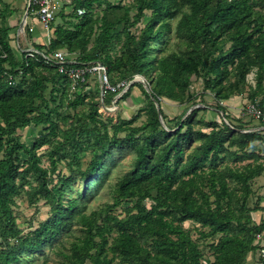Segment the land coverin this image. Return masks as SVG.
Wrapping results in <instances>:
<instances>
[{
    "label": "trees",
    "instance_id": "trees-1",
    "mask_svg": "<svg viewBox=\"0 0 264 264\" xmlns=\"http://www.w3.org/2000/svg\"><path fill=\"white\" fill-rule=\"evenodd\" d=\"M74 1L87 19L69 27L51 26L49 41L34 44L38 52L27 58L20 50L17 58L10 44L5 20L13 10L0 9V264H14L22 254L51 243L73 220L83 232L68 252H61L62 264H244L258 249L255 234L264 230V215L260 221L252 218L254 212L264 213L263 197H256L253 206L246 203L252 194L250 182L264 171V125L237 126L218 104L216 109L224 112L227 122L196 118L206 106H194L197 102L189 89L193 77L200 78L203 90L212 92L217 102L246 92L250 102L264 108V0H180L188 6L180 10L175 27L187 43L182 51L168 50L165 36L170 29L165 17H173L176 0H137L131 24L146 9L166 20L155 27L158 18L151 17L137 39L116 27L127 18V9L91 39L94 22L86 9L93 0ZM123 34L120 53H112ZM226 40L230 44L225 49ZM57 49L76 54L80 63L99 60L111 83L147 75L149 90L142 91L147 102L145 121L133 124L138 113L116 122L102 119L99 89L98 100L85 101L84 93L70 92V80L60 74L58 65L45 61L42 54L50 57ZM250 72L253 84L246 80ZM30 74L33 79L25 85ZM80 85L82 91L85 82ZM113 95L104 96V105L111 104ZM164 97L187 104L176 126H166L160 106ZM57 100L62 102L49 105ZM80 104H88L89 110H67ZM25 126H41L31 144L22 141L18 132ZM47 143L55 146L47 150L49 166H43L38 149ZM87 151L86 168H77L84 190L66 198L76 181L73 167ZM125 151L133 152L134 158L118 182L115 200L105 204L103 212H85L83 199L103 186L116 156ZM236 151H247L252 161L242 169L216 166L222 155ZM66 157L68 175L57 172V162ZM21 191L30 204L44 200L51 212L29 235H22L13 215L12 205ZM128 197L135 200L122 216L110 211ZM146 199L151 200L149 206ZM186 220L207 229L202 237H216L209 244L210 259L203 258L183 226Z\"/></svg>",
    "mask_w": 264,
    "mask_h": 264
},
{
    "label": "rangeland",
    "instance_id": "rangeland-1",
    "mask_svg": "<svg viewBox=\"0 0 264 264\" xmlns=\"http://www.w3.org/2000/svg\"><path fill=\"white\" fill-rule=\"evenodd\" d=\"M137 0H93L90 5H88L86 11H90V20L94 22L91 39L100 31L101 26L105 25L106 23L112 22L117 18H121L124 16V11L127 9L128 13L126 15V19H124L123 23L116 25L117 28H124L129 36H132L134 39H137L141 29L144 27L145 23L151 17H157V22L155 27H157L162 21H168L170 23V29L165 31V36L168 40V50H186L187 43L184 39L180 38L175 31L176 24L181 17L180 10L187 9L188 6L186 4H180V0H176L177 7L174 10L173 17H165L163 15H159L154 13L150 9H146L144 16L140 18L139 21L134 22L131 24L132 16L136 13L135 2ZM215 1V0H213ZM55 2L54 6V18L52 22L49 23L48 27H44L46 32H49L52 29L51 26L55 25H64L66 27L71 26L72 23H77L83 19H87L83 16V9L81 11L78 10V5L75 3L74 0H53ZM28 5V0H0V9L7 8L9 10H13L14 12L20 11V15L17 17V21L13 24L14 27L11 31L10 36V44L16 54V57L19 58L21 56L20 51H23L22 48L27 46L29 42L31 44H46L47 41L41 38H33L30 37V31L23 32L22 30L18 29V24L21 22L23 14L25 13ZM260 8V7H256ZM264 12V6L262 8ZM8 15L7 17H9ZM33 14H29L27 16V20L29 18H34ZM6 17V18H7ZM82 18V19H81ZM1 23V18H0ZM11 29V28H10ZM126 37V34L121 36L119 41H115V49L112 53L116 52L117 54L120 53L121 45ZM230 42L228 40L225 41L224 48L226 49L229 46ZM64 50V49H63ZM66 51V50H65ZM253 72H250L246 76L247 83L253 84ZM113 76L119 77V73L114 72ZM136 76V80L133 81L136 84L129 89L128 95L119 97L117 99V95H114L113 98L116 97V101L109 105L100 106L101 103L99 102L98 105V112L102 119L111 118L113 122H116L118 119H129L134 114L138 113V117L134 121V125H140L142 122L145 121L147 117L146 112V100L142 93L143 90H149V78L147 75L141 74ZM33 79L32 74L26 75L24 78L25 85H29L30 81ZM80 86H76V92H81L86 95L85 101L91 100H98V89H99V82L96 76H89L85 81V85L83 90L80 91ZM190 92L194 95L193 99L197 102L196 105L199 106H206L205 110H200L196 114V118L203 117L207 120H224L227 122L226 119L223 118L224 112L219 111L216 109L217 104L222 106L227 114L228 119L233 124L237 126H241L243 128H253L255 126H261V123L256 120L251 113L249 112L247 106L251 103L249 99L246 97V92L243 94H236L231 96L229 101H216L214 99V95L212 92L203 90V84L200 78L192 79V83L190 86ZM72 98V94H71ZM112 98V99H113ZM58 102V103H57ZM62 100L59 102H50V106H56L57 104L61 103ZM223 102V103H222ZM227 103V104H226ZM66 106V101L63 100V104ZM160 106L164 113L166 114V126H176L177 118L181 115L183 109L187 106V104H181L177 101H173L167 98H161ZM63 108V106H62ZM69 111H79L82 113H86L89 110L88 104H80L76 107V110H72L68 108ZM264 110V108H263ZM189 111V110H188ZM187 111V112H188ZM223 113V116H222ZM54 120H59L54 117ZM60 122V121H58ZM61 123V122H60ZM197 128V125H195ZM64 126L63 128H65ZM21 140L31 144L33 138H35L40 132H42L41 126L36 128H32L31 126H25L24 128L20 129L19 131ZM111 132V131H110ZM124 133H119V136H123ZM263 142H264V130L262 133ZM55 143H47L43 145L38 152L41 156V164L43 166H49V159H48V152L47 150L53 148ZM233 150V149H231ZM247 152V151H245ZM245 152L236 151L234 155L231 153L222 155V158L216 162V166L218 168H231V169H242L246 164L252 161V158L247 157ZM24 157V156H23ZM90 158L89 151L85 152L80 156L79 159V166H75L76 168L75 173V182L71 184L70 190L66 193V198L72 197L76 195V191L80 190L83 192L84 182L80 180L81 174L77 171V168L81 171L86 168V164ZM134 153L131 151H125L121 155L116 156L115 164L111 167L109 175L107 176L103 186L98 190L94 191L89 199H83V203L85 205L84 211L89 213L92 210H96L98 212H103L105 210V204H111L115 199L114 196L116 194V188L118 186V182L120 178H122L123 174L127 172L133 162ZM67 160L68 157L62 158L57 162V172L60 174H69V169L67 168ZM252 187V194L247 200V205L253 206L256 201V197L260 196L263 197L262 201L260 202L261 205L264 206V171L262 174L256 178H254L251 182ZM29 184L26 185V188H29ZM15 203L12 205L13 215L15 217L16 223L22 229V235H29L41 222L46 220L51 212L49 209V205L44 202V200H39L37 203L30 204L27 200L25 192L21 191V193L15 197ZM134 198H122L120 203L117 206L111 208V212L113 214H118L122 216L124 214L125 208L130 206L134 202ZM151 200L146 199V205L149 206ZM264 213L262 212H254L252 214V218L254 220L259 221L260 218ZM183 226L189 230L192 238L198 243L199 248L203 252V258L210 259V248L209 244L216 239V237H202L201 232L206 231L205 227H202L200 224L192 221L186 220L183 222ZM83 232V227L76 223L74 220L71 223V226L68 229H64L60 232L59 236L55 238L51 243L44 244L39 250L34 253H24L20 256V259L15 262L14 264H62L63 257L60 255L61 252H68V248L70 243ZM114 235L112 232L109 237ZM257 263V254L256 252L253 254H249L248 259L245 261L244 264H256Z\"/></svg>",
    "mask_w": 264,
    "mask_h": 264
},
{
    "label": "built area",
    "instance_id": "built-area-1",
    "mask_svg": "<svg viewBox=\"0 0 264 264\" xmlns=\"http://www.w3.org/2000/svg\"><path fill=\"white\" fill-rule=\"evenodd\" d=\"M30 13L33 14L34 19L38 20L42 27H48L50 21L54 18V6L55 2L53 0H28ZM25 29L32 31V26H29L27 21L22 31L25 32ZM24 52V57H32L36 52H38L33 46L28 47ZM45 61L50 62L51 64L58 65V70L60 74L66 75L69 80L70 92L76 91V86L85 82L87 77L96 76L99 82V101L100 106H103V98L107 93H113L117 95V99L126 92L129 85L136 79L134 76L133 79L120 80L116 83H111L107 74L106 66L99 60H92L89 62L80 63L76 59V54H68L63 49H57L52 56H47L42 54ZM139 76V75H137ZM113 95V96H114ZM116 101V97L111 100V103ZM251 115L258 120L262 125H264V110L260 108L256 103H250L247 106ZM255 242L259 244L258 249L256 250L257 254V263L264 264V230L255 234Z\"/></svg>",
    "mask_w": 264,
    "mask_h": 264
},
{
    "label": "crops",
    "instance_id": "crops-1",
    "mask_svg": "<svg viewBox=\"0 0 264 264\" xmlns=\"http://www.w3.org/2000/svg\"><path fill=\"white\" fill-rule=\"evenodd\" d=\"M20 15V11H16V12H12L11 14H10V16L9 17H7L6 18V20H5V22H6V25L9 27V28H11V29H9V35L11 36V31L13 30V28L14 27H12V26H14L13 24L17 21V17ZM24 15V14H23ZM28 16V15H27ZM23 18V17H22ZM27 18V17H26ZM25 21H27V23L29 24V26H32V31L30 32V37L31 38H33V40L35 39V38H41V39H45L47 42L49 41V38H50V34H49V32H46V30H44V28L42 27V25H41V23L38 21V20H36V19H32V18H29V20H25ZM25 25V24H24ZM18 29H19V24H18V27H17ZM25 31H27L26 29H25ZM24 32V31H23ZM32 42H29V44L27 45V46H25L24 48H22V50H25L26 48H28V47H32L33 46V44H31ZM225 101H231L230 99H227V100H225ZM223 103V102H222ZM227 104V103H226ZM261 219V218H260ZM260 219H259V221H260ZM248 259V258H247Z\"/></svg>",
    "mask_w": 264,
    "mask_h": 264
},
{
    "label": "water",
    "instance_id": "water-1",
    "mask_svg": "<svg viewBox=\"0 0 264 264\" xmlns=\"http://www.w3.org/2000/svg\"><path fill=\"white\" fill-rule=\"evenodd\" d=\"M28 9H29V4L27 5V9H26V11H25V13H24V15H23V18H22L21 22L19 23V29H20V30H22L23 27H24L25 20H26V17H27V15H28ZM135 80H136V79H134L133 81H135ZM155 105H156V109H157L158 116H159L160 120H162V117H161V111H160V106H159V104H158L157 102H155ZM192 107H193V106H192ZM192 107H190V109H191ZM222 116H223V113H222ZM223 118H224V116H223Z\"/></svg>",
    "mask_w": 264,
    "mask_h": 264
}]
</instances>
